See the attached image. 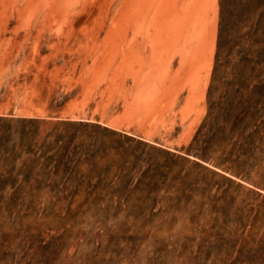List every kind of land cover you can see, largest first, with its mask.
Wrapping results in <instances>:
<instances>
[{"label":"rangeland","instance_id":"rangeland-1","mask_svg":"<svg viewBox=\"0 0 264 264\" xmlns=\"http://www.w3.org/2000/svg\"><path fill=\"white\" fill-rule=\"evenodd\" d=\"M256 23L264 0H0V174L79 191L0 186V264H263L264 164L237 175L186 153L218 43Z\"/></svg>","mask_w":264,"mask_h":264},{"label":"trees","instance_id":"trees-1","mask_svg":"<svg viewBox=\"0 0 264 264\" xmlns=\"http://www.w3.org/2000/svg\"><path fill=\"white\" fill-rule=\"evenodd\" d=\"M260 29L259 23L251 25L241 37L243 43H218L209 109L186 148L188 156L200 161L215 160L217 165L237 175L264 164V29L259 34ZM213 92H218L216 98H213ZM24 120L34 125L35 130L44 122L40 118ZM74 122L67 119L51 121L54 129ZM34 132L33 138L39 133ZM52 136L62 140L68 134L50 131L45 139ZM41 158L45 159L42 163L46 165L53 159L43 154L36 161ZM64 158L62 155L60 159ZM70 181L72 178L67 175L51 171L25 174L20 182L18 174H0V186L6 182L11 184L14 199H23L20 196L25 194L31 201L38 200L44 192L56 201L74 197L79 191L66 186ZM27 184L31 187L25 190ZM258 247L264 251V239L258 241Z\"/></svg>","mask_w":264,"mask_h":264}]
</instances>
